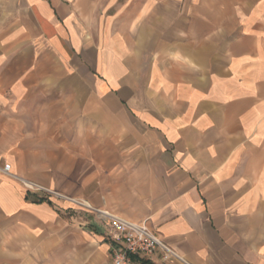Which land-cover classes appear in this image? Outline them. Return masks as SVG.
<instances>
[{
    "label": "crops",
    "instance_id": "obj_1",
    "mask_svg": "<svg viewBox=\"0 0 264 264\" xmlns=\"http://www.w3.org/2000/svg\"><path fill=\"white\" fill-rule=\"evenodd\" d=\"M97 210L264 264V0H0V264H114Z\"/></svg>",
    "mask_w": 264,
    "mask_h": 264
},
{
    "label": "built area",
    "instance_id": "obj_2",
    "mask_svg": "<svg viewBox=\"0 0 264 264\" xmlns=\"http://www.w3.org/2000/svg\"><path fill=\"white\" fill-rule=\"evenodd\" d=\"M96 213L110 230L114 264H135V259H151L157 251L164 254V259L177 258L176 252L146 222L133 223L106 211Z\"/></svg>",
    "mask_w": 264,
    "mask_h": 264
},
{
    "label": "rangeland",
    "instance_id": "obj_3",
    "mask_svg": "<svg viewBox=\"0 0 264 264\" xmlns=\"http://www.w3.org/2000/svg\"><path fill=\"white\" fill-rule=\"evenodd\" d=\"M82 204H83V206H85V203H82ZM82 210H83V212H82L83 214L82 213L81 214H82L83 218H85V214L84 213H85L86 210H85V208H82ZM101 223H102V225L105 226V224L102 221H101Z\"/></svg>",
    "mask_w": 264,
    "mask_h": 264
}]
</instances>
